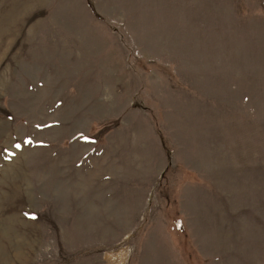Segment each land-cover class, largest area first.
I'll use <instances>...</instances> for the list:
<instances>
[{"label":"rangeland","instance_id":"obj_1","mask_svg":"<svg viewBox=\"0 0 264 264\" xmlns=\"http://www.w3.org/2000/svg\"><path fill=\"white\" fill-rule=\"evenodd\" d=\"M0 264H264V0H0Z\"/></svg>","mask_w":264,"mask_h":264}]
</instances>
